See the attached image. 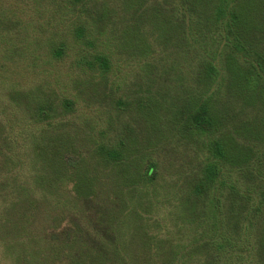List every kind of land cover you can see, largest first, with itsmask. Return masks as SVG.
<instances>
[{
  "label": "rangeland",
  "instance_id": "374dc122",
  "mask_svg": "<svg viewBox=\"0 0 264 264\" xmlns=\"http://www.w3.org/2000/svg\"><path fill=\"white\" fill-rule=\"evenodd\" d=\"M9 3L2 2L0 7L10 8ZM21 3L22 28L10 21L0 25L6 40L0 43V51L29 45L22 59L0 54V113H7L0 117L11 116L15 128L9 126L8 133L21 136L18 140L22 152L26 151L20 175H0L1 181L7 178L0 184V197H17L12 183L16 180L30 189L24 191L23 201L17 197L6 215L15 224L11 238L21 241L19 264H43L40 246L48 264H161L171 258L164 252L169 246L181 243L188 250L197 227L188 217L181 221L175 216L182 193L174 182L183 183L209 152L203 147L205 139L185 137L178 131V97L188 85L179 77L184 67L170 63L162 72L159 65L146 66L134 59L127 32L133 33L130 26L139 23V13L132 15L113 2L115 14L108 33L123 44L113 56L110 71L91 69L79 58L83 49L89 54L94 50L72 38L69 26L51 19L49 6ZM48 21L57 25L59 34L46 32ZM46 38L65 41L66 54L54 58ZM42 105L53 108V118L39 122L35 109ZM100 145L120 149L121 163L103 161ZM149 162L158 165L153 182L141 175ZM261 238L264 242V233ZM10 243L0 232V264H16L8 251ZM211 258L204 252L191 259Z\"/></svg>",
  "mask_w": 264,
  "mask_h": 264
},
{
  "label": "trees",
  "instance_id": "16d2710c",
  "mask_svg": "<svg viewBox=\"0 0 264 264\" xmlns=\"http://www.w3.org/2000/svg\"><path fill=\"white\" fill-rule=\"evenodd\" d=\"M2 2L12 3H9L10 8L0 7V25L10 21L18 28L23 25L20 20L21 2H32L30 7L49 6L51 19L69 26L68 30L74 35L72 38L85 42L94 50L89 54L83 49L79 62L104 73L112 68L113 56L118 54L123 44L117 35L108 33L109 22L115 14L112 3L116 2L132 15L139 13L136 21L139 23L133 28L130 26L134 34L127 32L131 40L129 46L135 50L134 59L146 66L159 65L162 72H167L165 69L170 68L167 67L170 63L184 67L185 73H180L179 77H183L188 85L184 95L178 97V131L185 137L205 139L203 147L209 152L204 163L190 172L183 183L179 179L174 182L182 193L175 204L174 214L181 221L188 217L187 220L195 223L197 235L186 251L181 243L169 246L166 251L159 248L171 257L163 259L161 264H264V242L261 238L264 233L261 230L264 223V0ZM29 12L28 15L34 18ZM31 21L25 25L27 34ZM141 22L146 25H140ZM47 24L46 32L59 34L56 24L49 21ZM39 31L44 29L39 27ZM47 40L54 58L62 57L68 51L65 41ZM5 41V37L0 35V43ZM7 48L10 50L0 51V54L10 59L13 55V59L21 55L18 59H22L29 45ZM17 91L13 90L12 95ZM66 103L69 105L70 102ZM51 108L37 106L34 116L39 122L51 119ZM2 114L7 115L6 111L0 116ZM4 118L0 117V140L6 145L0 149V164H4L0 167V175L16 176L24 169L23 154L26 151L22 152L18 140L21 136L8 133L9 126L10 130L15 128L11 116ZM230 124L231 129H226ZM98 152L105 162L121 163L122 152L118 148L100 145ZM157 172V163L149 162L141 175L153 182ZM6 179L0 180V184ZM12 183L13 189L16 187L15 191L19 193L14 195L19 197L18 201H23L24 191L30 189L17 180ZM5 196L0 197L3 209L0 232L10 240L8 251L19 264L21 241L11 238L15 224L6 217L18 201L17 197L9 199ZM198 228L202 231L198 232ZM41 237L45 239V233ZM40 250L44 256L42 263L48 264L45 249L40 246ZM204 252L212 255L211 260L191 259L193 255ZM28 254L31 255L30 251ZM184 255L190 258L184 259ZM119 263L132 264L128 261Z\"/></svg>",
  "mask_w": 264,
  "mask_h": 264
}]
</instances>
